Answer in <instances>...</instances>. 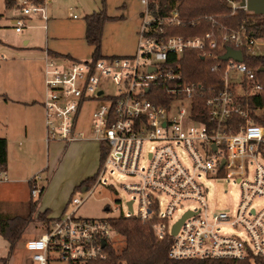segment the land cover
Instances as JSON below:
<instances>
[{"label":"built area","instance_id":"1","mask_svg":"<svg viewBox=\"0 0 264 264\" xmlns=\"http://www.w3.org/2000/svg\"><path fill=\"white\" fill-rule=\"evenodd\" d=\"M138 1L142 9L133 55L86 60L46 55L45 141L69 144L90 138L101 146L106 143L96 183H104L101 176L107 167L118 177L133 180L123 186L131 194L127 211L116 216L149 223L158 240L168 241L170 259L264 258V207L253 206L255 199L264 198V126L253 117L264 115V107L250 102L262 94L263 85L242 54L254 55L253 46L264 39L253 36L244 24L222 25L213 17L205 19L216 30L201 35L172 33L196 25L198 19L182 17L179 0ZM52 2L15 4L17 14L10 19L14 32L22 34L34 19L46 30ZM226 2L232 14L237 9L253 14L240 6L241 0ZM227 47L240 51L242 61L220 59ZM187 50L212 60L210 70L221 73L218 88L206 93L202 83L184 77L181 59ZM106 79L115 86L113 93L105 91ZM87 102L98 103L91 112L89 134L78 130ZM145 143L149 148L143 152ZM221 178L233 179L240 190L232 215L208 206L203 180ZM8 181L0 168V183ZM83 188L81 197L71 196L70 211L65 209L48 230L25 240L33 264H89L106 259L105 247L115 234L109 217H74L89 194ZM40 192V187L32 188L30 196L37 198ZM186 213L190 214L172 234Z\"/></svg>","mask_w":264,"mask_h":264},{"label":"rangeland","instance_id":"2","mask_svg":"<svg viewBox=\"0 0 264 264\" xmlns=\"http://www.w3.org/2000/svg\"><path fill=\"white\" fill-rule=\"evenodd\" d=\"M58 6L59 9L53 13V18L47 22L46 31L41 29L42 22L39 20L30 22L32 27L24 32L30 43L25 47L20 42L23 34L15 33L9 23L11 13L5 6V0H0V137L9 138V161L6 171L9 181L0 183V213L3 216L26 217L34 203L38 204L39 210L42 205L41 195L37 198L30 196L31 189L35 187L44 188V193H47L46 206L53 210V215H60L64 208L68 212L72 208L68 205L71 196H82V189L74 191L73 184L80 182L82 178L92 177L99 168L101 145L94 143L97 154L95 153L91 160L90 155L85 157L86 149L80 141L69 144L52 141L46 144L38 108L28 110L12 106L5 101L22 90L32 73V67L38 61V55L27 48L35 45L44 50L47 48L69 55L73 59H90L94 47L88 45L84 39V18L104 10L106 15L113 19L103 25L100 38L101 55L129 56L136 51L142 9L138 0H59ZM7 44L15 48H9ZM252 53L263 55L264 43L256 42ZM104 89L113 93L115 86L106 79ZM97 105V102L84 104L78 120V130L90 133L88 127L91 123V112ZM102 146L107 150L106 143ZM148 148L149 143H145L143 152ZM141 164H146L145 157L142 158ZM102 168L103 166L100 167L97 179ZM101 178L104 183L95 181L90 186L88 196L77 208L74 217L105 219L118 215L120 211H127L126 201L131 194L123 186L133 180L118 177L110 167H107ZM203 181L208 192L209 209L234 214L240 200V190L238 185L233 183V179ZM253 206L258 209L264 207V198L255 199ZM115 208L117 211H114ZM37 209L14 248L11 264H27L23 252L25 240L39 236L46 227L45 223L37 220ZM111 242L114 248L123 245L116 233L112 235ZM7 247V242L0 236V256L7 257Z\"/></svg>","mask_w":264,"mask_h":264},{"label":"trees","instance_id":"3","mask_svg":"<svg viewBox=\"0 0 264 264\" xmlns=\"http://www.w3.org/2000/svg\"><path fill=\"white\" fill-rule=\"evenodd\" d=\"M179 13L187 19H198L196 25L186 28H175L172 33H181L184 35H201L205 32L216 30V26L211 20L205 17H213L218 23L228 25L244 24L249 33L253 36L264 39V15L247 14L237 9L234 14L226 0H179ZM238 1V0H237ZM6 2V0H5ZM6 7L7 6V3ZM113 19L103 11L94 12L86 15L84 27V39L86 43L93 48L91 58L98 59L100 53V38L103 25L106 21ZM243 62L257 70V77L263 85V92L257 97H253L251 104L264 107V54L250 55L245 52ZM53 55H57L54 54ZM65 56V55H61ZM212 60L202 57V53L196 50H187L183 53L181 59V70L187 80L200 82L203 84L206 93L212 89L218 88L220 84V72L210 70ZM259 69H261L259 71ZM204 113V110H203ZM252 115L253 113L250 112ZM253 116V115H252ZM255 122L264 126V115L253 116ZM107 150L100 147L99 168L97 172L74 188V191L83 187L90 188L94 183L100 167L102 166ZM7 161V143L4 138H0V168L6 166ZM44 188H41L40 195ZM38 204L34 203L26 217L20 215L3 216L0 213V236L8 243V256L12 254L16 244L20 241L26 226L32 221V216L37 209ZM48 210L39 212L37 220L46 224L43 232L48 230L49 224L53 219L48 218ZM108 222L115 231L119 241L123 243L122 247L114 248L112 242L106 247V259L94 261L89 264H264V258L248 256L241 260L232 259H181L173 260L167 255L168 241L158 240L149 223H143L135 217L114 216L109 217ZM42 232V233H43Z\"/></svg>","mask_w":264,"mask_h":264},{"label":"crops","instance_id":"4","mask_svg":"<svg viewBox=\"0 0 264 264\" xmlns=\"http://www.w3.org/2000/svg\"><path fill=\"white\" fill-rule=\"evenodd\" d=\"M21 1H23V0H6L5 3H7L8 11H10V13H11L10 17H14L17 14V12L14 9V5L18 4ZM58 2H59V0H53L52 5L49 9V17H50L49 20L53 18V13H55L59 9ZM5 6H6V4H5ZM10 17L8 19L9 23H10V19H11ZM24 32L22 33L23 37L21 38L20 42L23 46L27 47V45H29V43H30V40L28 38H26V36L24 35ZM8 47L9 48H15L12 45L11 46L8 45ZM27 49H30L32 52H34L38 55L37 56L38 61L32 67V69H31L32 73H30V77H29L28 81H26L24 83L22 90L19 91L16 95L12 96L11 98H9V97L6 98L5 101L12 106H19L22 108H26L28 110H31V109L33 110L35 108H38L39 114L41 115V118H42L43 128H44V115H43V109H42V100H43V96H44V81H43L44 60H45L46 55L51 56V57H57V56H61L64 54L53 52L52 50H49L47 48H45V50H44L41 47L35 46V45H33ZM53 53L57 54V55H53ZM65 56L70 57L69 55H65ZM33 68H34V70H33ZM44 133H45V129H44ZM44 133H43V135H45ZM0 138H4L6 140V143H7V161H6V166H5L6 168H4V170L8 171L9 138L7 136L0 137ZM80 143H82V146H85V147H83L84 149H86V151H84L85 157L87 158L88 155H90L91 160H92L94 154L97 152V150L95 149L94 143L97 145H98V143L96 141L90 139V138H87L85 140H81ZM46 144H48V143H46ZM88 177L82 178V180H80V182L74 183L72 186L73 189L77 185H79L83 180L87 179ZM46 194L47 193H44V191L41 194L40 199H41L42 205H41L39 210L37 209V212L39 213V212H43L44 210H48L49 212H48L47 217L54 220V219L60 217L66 208H64V210L60 213V215H58V216H57V214L53 215V210L51 208H49V206H46L48 204ZM13 252L10 256H8V247H7V251H6L7 257L0 256V264H11V261L13 260V256H14ZM23 252H24L26 263L27 264H33V262L31 261V258H30V254L24 248V244H23Z\"/></svg>","mask_w":264,"mask_h":264},{"label":"water","instance_id":"5","mask_svg":"<svg viewBox=\"0 0 264 264\" xmlns=\"http://www.w3.org/2000/svg\"><path fill=\"white\" fill-rule=\"evenodd\" d=\"M240 6H245V8L255 14V15H264V0H241L240 2ZM229 58H232L238 62L242 61V54L240 51L238 50H233L229 47L226 48V52L220 57V59L222 60H227ZM261 69H259L260 71ZM85 188H83L82 190H84ZM128 209L129 211H131V202H128ZM106 210H108V208H106ZM190 213H186L182 219H180L174 226L172 229V234H175L181 224V222L183 221V219L188 216ZM104 245V243H103Z\"/></svg>","mask_w":264,"mask_h":264}]
</instances>
